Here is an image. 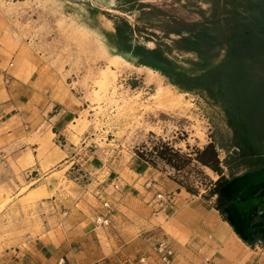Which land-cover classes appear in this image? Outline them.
Here are the masks:
<instances>
[{"label": "rangeland", "instance_id": "374dc122", "mask_svg": "<svg viewBox=\"0 0 264 264\" xmlns=\"http://www.w3.org/2000/svg\"><path fill=\"white\" fill-rule=\"evenodd\" d=\"M245 8L244 0H0V88L8 80L30 79L38 89L46 86L49 97L58 91L75 96L81 115L62 134L45 124L30 134L10 135V113L0 111V264H17L19 252L39 236L72 241L76 255L66 264L77 263L74 256L79 264L102 256L116 264L117 258L123 262L143 253L146 258L145 238L156 230L144 216L173 209L193 195L217 204L210 189L220 175L194 159L195 149L215 143L227 178L249 170L225 164L236 149L223 102L205 92H183L159 72L136 65L117 53L110 35L118 17L139 29L134 42L147 47L207 32L217 43L210 52L172 47L180 67L197 75L224 61L229 40L241 47L251 20ZM254 13L264 22V4ZM248 76L261 91L256 106L248 91L237 95L233 82L227 92L241 98L240 114L264 151V57L252 63ZM44 128L55 132L53 142L67 154L51 168L48 145L40 138ZM161 141L193 160L181 170L172 168L154 151ZM34 143L42 146L38 165L26 156L32 159ZM98 190L102 196H96ZM159 193L175 198L164 202ZM104 198L111 201L108 225L98 222L107 213ZM161 241L156 237L151 246L159 257ZM172 251L164 264L193 263Z\"/></svg>", "mask_w": 264, "mask_h": 264}, {"label": "crops", "instance_id": "0c3cea01", "mask_svg": "<svg viewBox=\"0 0 264 264\" xmlns=\"http://www.w3.org/2000/svg\"><path fill=\"white\" fill-rule=\"evenodd\" d=\"M36 84L30 79H13L4 82L0 88V111L10 113L7 117L11 126L8 134H30L41 130L45 124L51 125L53 129L55 127V131L62 134L66 129L70 130L71 124L76 125V120L81 117L77 109L80 103L75 96L58 91L52 98L47 95L46 86L38 89ZM17 88L23 90L19 92L16 91ZM59 106L63 107L61 111L58 110ZM53 135L55 132L52 129L44 128L40 136L41 142L48 145V153L45 154L50 162V168L67 156L64 150L53 142ZM41 148L40 143H34L31 151L32 159L30 153L26 152L27 159L32 160V164L38 165L43 161L39 152ZM130 193L128 192L127 196ZM224 213L226 217L216 205L211 204V201L198 196L184 198L173 209L163 208L152 217L151 214L144 216L148 228L156 230L154 236L145 238L148 243L146 249L149 251L146 258L142 257L145 255L143 253L142 256L125 259L123 262L120 258L117 260H120L121 264H164L163 255L159 257L151 249L154 244L152 241L158 237L168 248L176 250V259L184 260L185 256H189L193 261L192 264H264V237L244 240L227 219V213ZM37 240L38 242L30 241L27 249L19 252L18 256L22 257L17 264H59L61 257L64 256L69 260L70 256L76 255L71 247L72 241L69 243L66 239L53 241L48 237L43 239L41 236ZM62 243L65 244L66 249L67 244L69 245L68 253L62 251ZM74 258L77 259V263L69 264L80 263V258L78 259L77 256ZM142 258L144 261H141ZM90 264L116 263L102 256Z\"/></svg>", "mask_w": 264, "mask_h": 264}, {"label": "trees", "instance_id": "16d2710c", "mask_svg": "<svg viewBox=\"0 0 264 264\" xmlns=\"http://www.w3.org/2000/svg\"><path fill=\"white\" fill-rule=\"evenodd\" d=\"M246 11L250 14V22L244 26V41L241 47L235 43V39L228 41L229 47L224 61L202 74L191 75L185 72L171 53L174 49L177 52H197L204 54L212 51L217 43L210 40L207 32L196 36H180L173 39L172 44L156 43L155 47L134 42V36L139 29L133 26L127 19L118 17L115 21V31L110 35V43L117 50V53L133 61L136 65L149 67L159 72L172 85L183 92H205L207 96L223 102L227 115L228 125L234 133L233 147L236 151L231 159H226L225 164L232 168L247 167L255 170L264 166V151L253 141V132L246 126L243 116L240 114L243 104L239 96H232L227 92L233 82L237 95L240 90L248 91L251 106H256L257 95L261 93L251 87L249 72L252 63L264 57V22L263 16L254 13L256 8L264 4V0H244ZM214 52L211 56L216 55ZM232 61L236 66L231 68ZM158 156L172 168L181 170L191 163L192 157L181 153L169 142H160L154 146ZM195 158L201 164L210 167L220 176L215 182L214 188L210 189V195H217V209L224 215V208L228 200L221 195L222 186L232 178L222 175L223 168L215 143L210 142L202 149H195ZM188 191H190L188 189ZM233 199V197H232ZM257 240V239H256Z\"/></svg>", "mask_w": 264, "mask_h": 264}, {"label": "water", "instance_id": "95a60500", "mask_svg": "<svg viewBox=\"0 0 264 264\" xmlns=\"http://www.w3.org/2000/svg\"><path fill=\"white\" fill-rule=\"evenodd\" d=\"M220 192L231 199L224 212L239 235L244 240L264 237V166L233 177ZM236 194L238 198L232 199Z\"/></svg>", "mask_w": 264, "mask_h": 264}, {"label": "built area", "instance_id": "2783aa9c", "mask_svg": "<svg viewBox=\"0 0 264 264\" xmlns=\"http://www.w3.org/2000/svg\"><path fill=\"white\" fill-rule=\"evenodd\" d=\"M113 187H114L115 190H119L120 189V185L119 184H113ZM95 194H96V196H102L101 195L102 193L99 190L96 191ZM158 197L160 198V200H163L164 202H167V201L172 202L173 199L175 198L174 194L172 195L171 193H169L168 195H165L163 193H159ZM102 206H103L104 209H107V213L100 215L99 218H98V222L103 224V225H108L110 223L111 216H112L110 214L111 201L109 199L104 198L102 200ZM158 250H159V252L162 253L163 259L165 261H167L169 259V257L173 253L172 249L168 248V246L165 244L164 241H161L159 243ZM141 261H144V258H142ZM59 264H66V258L65 257H61V259L59 261Z\"/></svg>", "mask_w": 264, "mask_h": 264}, {"label": "flooded vegetation", "instance_id": "af4514ba", "mask_svg": "<svg viewBox=\"0 0 264 264\" xmlns=\"http://www.w3.org/2000/svg\"><path fill=\"white\" fill-rule=\"evenodd\" d=\"M236 198H238V195L237 194L233 196V199H236ZM227 200L229 202L231 199H227Z\"/></svg>", "mask_w": 264, "mask_h": 264}, {"label": "bare ground", "instance_id": "6f19581e", "mask_svg": "<svg viewBox=\"0 0 264 264\" xmlns=\"http://www.w3.org/2000/svg\"><path fill=\"white\" fill-rule=\"evenodd\" d=\"M231 216H233V214H231Z\"/></svg>", "mask_w": 264, "mask_h": 264}]
</instances>
